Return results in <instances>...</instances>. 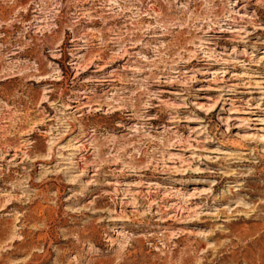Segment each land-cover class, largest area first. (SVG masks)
Here are the masks:
<instances>
[{
  "label": "rangeland",
  "instance_id": "374dc122",
  "mask_svg": "<svg viewBox=\"0 0 264 264\" xmlns=\"http://www.w3.org/2000/svg\"><path fill=\"white\" fill-rule=\"evenodd\" d=\"M0 264H264V0H0Z\"/></svg>",
  "mask_w": 264,
  "mask_h": 264
},
{
  "label": "bare ground",
  "instance_id": "6f19581e",
  "mask_svg": "<svg viewBox=\"0 0 264 264\" xmlns=\"http://www.w3.org/2000/svg\"><path fill=\"white\" fill-rule=\"evenodd\" d=\"M92 5H94V4H92ZM132 13L135 14L134 17H138V18L140 17L139 19H143V18L144 19H148V18H155L156 19L157 18L158 22H161L164 19V15H162L163 14V10L160 7H158V4L157 3L152 4L148 9H144L143 6H140L139 7L138 6V3H137L136 6L132 8ZM153 14H155V17L153 16ZM97 23H98L97 21H94V24H97ZM135 26H136L135 27V31L131 32V35L132 36L130 38L126 37V38H124L122 40L123 46H127L129 44L131 45V46H129L130 48L139 46V44H141V42L146 37V34L147 33H152V32L156 33V31L158 30V26H153L151 23H149V25L146 28L143 27V26H138V25H135ZM162 26H165V25L163 24ZM78 39L79 38H74L73 41L76 42ZM73 64H75V63H73ZM58 78H60V79H57V78L56 79L58 81H60L61 80V77H58ZM108 81H110V79L109 78H105V76H103V78H96V77L89 78L85 82L89 86V85H95L96 83H106ZM71 102H74V100H71ZM135 110L136 109H132V107H128V109L125 110V111H127V113L125 115L120 116L119 118L120 119H124V116L131 115L132 111H135ZM68 120L69 119H67V121ZM65 128H69L70 129L71 126L68 125ZM59 131H61V128L59 129ZM50 135H55V133L52 132V133H50ZM33 178H34L33 175H28V177H27V179H31V180H33Z\"/></svg>",
  "mask_w": 264,
  "mask_h": 264
}]
</instances>
